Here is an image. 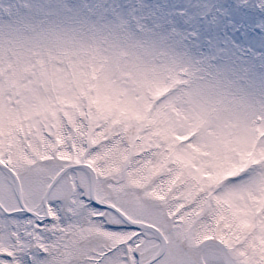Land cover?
<instances>
[{
  "label": "snow or ice",
  "instance_id": "1",
  "mask_svg": "<svg viewBox=\"0 0 264 264\" xmlns=\"http://www.w3.org/2000/svg\"><path fill=\"white\" fill-rule=\"evenodd\" d=\"M0 264H264V0H0Z\"/></svg>",
  "mask_w": 264,
  "mask_h": 264
}]
</instances>
